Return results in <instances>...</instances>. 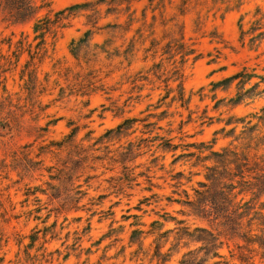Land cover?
Returning a JSON list of instances; mask_svg holds the SVG:
<instances>
[{
    "label": "clouds",
    "instance_id": "9594fccd",
    "mask_svg": "<svg viewBox=\"0 0 264 264\" xmlns=\"http://www.w3.org/2000/svg\"><path fill=\"white\" fill-rule=\"evenodd\" d=\"M175 2L179 11L172 15L167 47L160 46L159 63L141 65L131 72L129 66L136 57L128 50L107 40L100 42L85 37L89 30L100 31L97 8L100 0H27L29 14L25 30L17 33L6 46L0 37V76L7 71L12 76L19 72L24 77L16 91L0 90V264H62L59 256L54 258L51 249L45 247L43 234L54 235L60 242L54 247L62 244L63 250L68 251L76 234L66 239L60 226L53 227V222L70 208L79 207L89 219L93 214L113 219L109 215V205L114 203L112 197L126 202L130 189H134L151 199V189L158 186L162 191L151 207L159 211L165 196L174 191L183 200L185 189L196 185L194 177H202L211 168L219 172L227 166L231 172L233 164L257 160L264 163V150L259 156H251L248 162L243 160L245 150L255 146L256 137L264 136V0H252L240 13L248 19L237 30L238 35L234 33L227 39L223 35L209 37L214 45L221 46L219 52L214 48L205 49L212 52L209 62L217 55L222 62L237 61L233 83L227 87L221 85V95L214 94L211 84L205 89L204 95L211 103L223 105L216 116L227 121L230 110L238 104L250 110L239 125L240 131L227 133L234 136L229 147L236 150L227 159L216 157L210 140L189 144L186 134L174 127L175 121L169 119L160 124L161 112L172 115L167 110L173 101L177 107L183 104L187 108L184 68L193 50L191 42L185 43L183 39L179 17L185 11L184 5L181 0ZM224 4L229 7L219 10L230 11V0H224ZM203 6L206 10H217L206 0ZM136 35L141 41L145 38L139 33ZM223 46L241 55L245 48L251 47L256 50V56L239 59L225 53ZM152 54L155 56V49ZM249 60L252 66L245 70L244 64ZM40 64H47L50 71L42 73L44 79L37 81L34 73ZM116 72L119 74L113 78ZM252 73H256L254 80L249 79ZM145 83L150 86L149 95L151 89H160L154 100L147 95L140 96ZM42 93L47 97L45 100L41 99ZM132 101L139 102V107ZM49 107L53 111H46ZM133 109L139 120L135 128L126 115ZM193 110L196 123L208 121L209 117L199 107ZM253 121L255 132L250 127ZM57 122H62L61 130L50 136L49 124ZM245 129L249 132L247 136L243 134ZM208 160L212 162L211 167L206 163ZM177 171L183 172V179L175 178ZM9 188L14 193L27 195L23 199L19 195L9 198ZM105 197L107 203L103 202ZM127 202L131 211L137 200ZM202 207L212 212L210 201H205ZM120 211L125 209L121 207ZM231 212L229 208L227 213ZM14 216L17 219L12 223ZM114 219L116 224L120 223L118 217ZM208 223L218 227L211 215ZM63 226L66 228V224ZM167 227L172 231L158 242L170 264L181 261L203 264V252L199 251L202 242L195 238L199 233L193 231L196 225L185 221L183 225L176 223ZM240 231L254 238L264 237V228L256 231L241 228ZM156 239L157 233H153L147 248L143 239L138 243L150 255ZM236 242L246 252V264H251L253 256H259L260 264H264V242ZM76 250L80 251L79 247ZM134 259L139 264H151L143 257Z\"/></svg>",
    "mask_w": 264,
    "mask_h": 264
},
{
    "label": "rangeland",
    "instance_id": "374dc122",
    "mask_svg": "<svg viewBox=\"0 0 264 264\" xmlns=\"http://www.w3.org/2000/svg\"><path fill=\"white\" fill-rule=\"evenodd\" d=\"M76 2H79V0H76ZM206 2L216 7L217 10H206L203 6L205 0H181L185 8V11L179 17L182 23L183 39L185 43L191 42L193 50V55L186 58L184 68L186 79L183 83V89L187 108L183 104L177 107L176 102L173 101L172 106L167 110L172 115L161 112L162 119H160V124H164L169 119L175 121L174 127H178L180 132L186 134L189 144H203L206 140H210L213 151L221 152L223 148H227L230 151L226 157L227 159L230 154L236 152L235 149L229 147V144L234 140V136L227 133L232 130L239 132V125L243 122L245 114L249 113L250 110L247 106L238 104L230 110L231 114L228 116L227 121L216 116L217 111L223 110V105L218 102L216 104L211 103L204 95L205 89L211 84V90L214 94L217 96L221 95V85L227 87L233 83V79L225 80V78L234 74V70L237 68V61L222 62L221 56L217 55L212 62H209L212 52L205 51V49L214 48L219 52L221 46L214 45L209 37L215 38L223 35L227 39L243 27V22L248 17L242 16L240 13H243L251 5L252 0H230V11L219 10L221 7L225 9L229 7V5L224 4V0H206ZM97 8L99 10L98 23L100 31L93 32L89 30L85 33L86 38L100 42L107 40L111 44L120 45L128 50L131 55L136 57L129 66V72L134 71L141 65L146 66L152 62L159 63L160 46L167 47V30L172 28L173 13L179 11V5L176 4L175 0H101ZM197 12H199V15L196 14ZM2 17L3 14L0 11V37H3L4 46H6L16 38L17 33L25 30L26 23L14 25L2 21ZM140 21H143V23H140ZM137 33L145 38L141 41L137 37ZM204 33H207V35ZM149 36L151 37L150 39L148 38ZM238 38L240 37L238 36ZM157 41H159L158 44L156 43ZM223 47L225 53H231L232 56L239 59H243L245 56H256V50L251 47L245 48L243 55L234 52L228 46ZM241 47L244 46L242 45ZM153 49H155V56L152 54ZM251 66L252 61L249 60L244 64V69L246 70ZM49 71L47 64H40L35 70V79L37 81L43 80L44 76L42 73ZM118 74V72L113 73V78ZM23 78L19 72L12 76L5 71L0 76V90L3 92L16 91L19 81L23 80ZM249 79H256V73H252ZM149 90L150 86L145 83V87L140 91V96L145 97L147 95L148 99L154 100L160 89H151L150 95ZM132 95L135 96L136 93L133 92ZM46 98V95L42 93L41 99L45 100ZM131 103L139 107V102L132 101ZM196 107L200 108L202 114H206L209 117L207 122H195L196 113L193 109ZM46 111H53V107H49ZM156 111L160 112L161 110L157 109ZM177 112L180 115H176L175 113ZM126 115L129 118L136 119L133 121L132 127H137L139 120L136 118L135 109L132 112H126ZM233 121H235V124H233ZM60 123L62 122H57L55 125L49 124L50 136L54 137L59 133L61 130ZM250 127L255 132L254 121ZM53 128L55 132L51 131ZM243 134L245 136L249 135L248 130L245 129ZM172 135L175 136L176 133L173 132ZM166 143H174V141ZM261 150H264V136H257L255 146L250 145L243 153V160L248 162L251 156H259ZM217 158L219 159V157ZM257 162L259 161H251L247 165L255 167ZM206 163L211 167L212 162L210 160L206 161ZM262 166V170L253 173L245 171L243 178L235 177L234 180L227 178L229 177L227 166L220 171L227 176L224 179L225 183L232 181L233 184L245 188L251 183L253 190L248 191L244 198H252V202L257 207L261 201H264V165ZM235 170L236 168L233 164L232 171ZM209 172H206L202 177H194L196 185L194 188L185 189L183 200L177 197L174 191L172 195L165 196L163 201L160 202L163 207L159 211L152 208L151 205L157 202V195L162 189L154 186L151 189L153 193L151 199L146 195L142 196L134 189H130L131 194L126 198V202L116 201L112 197L114 203L109 205V215L113 219L97 217L94 214L90 219L86 218L79 207L77 210L71 209L67 212H61L57 220L53 222V227L59 225V230L64 233L66 239H72L73 234H76V239L68 245L69 250L64 251L62 244L59 247H54L60 243L54 235L49 236L48 232H44L45 247L51 249L50 254L54 255V258L59 256L62 264H139V260L134 259V257H143L145 261H150L151 264H170L169 257L163 253V249L158 242L172 231L167 225L176 223L183 225L187 221L189 224L212 229L206 222L198 220L191 213L193 210L192 204L197 199L196 192L204 191L214 183L206 178V174ZM175 178L183 179V172L177 171ZM242 179L246 180V183H243ZM153 184L156 185V181H153ZM164 190L166 191V189ZM145 191L147 192L148 190L146 189ZM7 192L9 198H15V196L19 195L23 199L27 195V193H14L11 188ZM193 196L196 199H192ZM107 199L105 197L103 202L107 203ZM133 199L137 200V203L132 205L131 211H129L127 201ZM20 206L18 203L17 207ZM121 207L125 211L121 212ZM61 216L63 220L60 219ZM116 217L120 220L119 224L115 223L114 218ZM16 219L14 216L12 223ZM129 220H132L131 224H129ZM65 224L66 228L63 226ZM184 231L187 232V229H184ZM213 231L215 232L214 229ZM153 233H157V239L152 243L151 254L148 255L146 251L141 249L138 242L143 239L145 248H147L148 239ZM33 243H35V237L33 238ZM77 247H79L80 251L76 250ZM218 250L223 257L217 258V260L227 261V264H233L234 262L236 264H246V262H240L236 257L232 258L230 256L229 250L235 254L238 253L235 241L224 242ZM61 253L63 254L61 255ZM251 264H260V257L253 256Z\"/></svg>",
    "mask_w": 264,
    "mask_h": 264
},
{
    "label": "trees",
    "instance_id": "16d2710c",
    "mask_svg": "<svg viewBox=\"0 0 264 264\" xmlns=\"http://www.w3.org/2000/svg\"><path fill=\"white\" fill-rule=\"evenodd\" d=\"M0 11H2L3 14L2 21L16 25L26 23L29 7L27 0H0ZM233 75L228 76L225 80L233 79ZM129 119L132 121L136 120L135 118ZM229 152L227 148H223L221 152L213 151L217 157H222L224 159H226ZM234 165L236 170L228 172L229 177L223 175L221 171L217 172L216 168H211V171L206 174V178L214 182L213 185L206 188L204 191H197V199L192 204L193 210L191 213L193 216L200 221L206 222L212 228L210 230L205 226H196L193 230L199 233V235L195 237L197 241L202 242L199 251L203 252V256L201 257V262H203V264H227V261L223 262L222 260H217V258L223 257L218 249L224 242L230 240L235 241L238 253L235 254L229 250L230 256L232 258L236 257L240 262H246V252L241 250V245L236 242L237 240H243L253 244L258 240L264 242V237L257 236L254 238L249 236L247 232L240 231L241 228L248 229L249 231H256L257 229L264 228V203H260L259 206L256 207L252 202V198H244V195L248 191L253 190V186L249 183L245 188L233 184L232 181L229 183L224 182L226 177L234 180L235 177L243 178L245 171L253 173L262 170L261 167H263L262 165H264V163L257 162L255 167L248 166L247 163ZM241 181L246 183V180L242 179ZM205 201L211 202V213L206 212L202 207ZM233 203H235L234 208L232 207ZM229 208L232 209L230 215L227 213ZM71 209L77 210L78 207L70 208L67 211ZM209 215L212 216V220L217 223L218 227L214 228L212 224L208 223ZM180 264H183V261H181ZM198 264H200V262H198ZM233 264L236 263L234 262Z\"/></svg>",
    "mask_w": 264,
    "mask_h": 264
}]
</instances>
